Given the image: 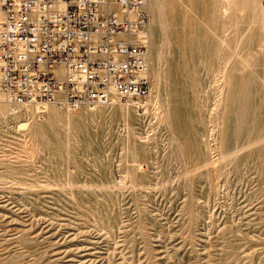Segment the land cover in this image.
Masks as SVG:
<instances>
[{
  "label": "rangeland",
  "instance_id": "374dc122",
  "mask_svg": "<svg viewBox=\"0 0 264 264\" xmlns=\"http://www.w3.org/2000/svg\"><path fill=\"white\" fill-rule=\"evenodd\" d=\"M160 1L165 117L0 104V264H264L262 1Z\"/></svg>",
  "mask_w": 264,
  "mask_h": 264
},
{
  "label": "built area",
  "instance_id": "2783aa9c",
  "mask_svg": "<svg viewBox=\"0 0 264 264\" xmlns=\"http://www.w3.org/2000/svg\"><path fill=\"white\" fill-rule=\"evenodd\" d=\"M149 24L148 0H0V101L144 114Z\"/></svg>",
  "mask_w": 264,
  "mask_h": 264
},
{
  "label": "bare ground",
  "instance_id": "6f19581e",
  "mask_svg": "<svg viewBox=\"0 0 264 264\" xmlns=\"http://www.w3.org/2000/svg\"><path fill=\"white\" fill-rule=\"evenodd\" d=\"M222 2H223V9L222 8L221 9H222L223 14H226L230 10L231 7L236 6L235 0H222ZM250 3L252 4V2H250ZM261 3L262 4L259 5L260 7L258 8V15L259 16H257V17H260V24L258 27H260L262 33L264 34V3L263 2H261ZM242 4H243V2H242ZM240 5H241V3H239V6ZM149 6H150V9L152 12V21L150 19L151 27H150V34H149L150 35V43H152L151 48H150V61H151V72L153 73V75L155 76V79H156V83H155V93L156 94L154 95V100L152 101V103L148 102V101L146 102V108H145L144 114H142V115H146L148 113V106L150 105L153 116L154 117L159 116L160 118H162V117H165L166 116L165 114L167 113L163 110L161 100L159 97L161 94L160 91H161V85H162L161 84V79H162L161 61L163 59V57H162V44L163 43L161 44L159 36H160V32H162L161 29H163V27H164V21H163L164 6L160 0H150ZM233 9H235V8H233ZM238 9L239 8H237L236 10H238ZM252 9H253V7H252ZM239 11H240V9H239ZM240 12H242V11H240ZM157 23H159V24H157ZM243 35L244 34H242L240 36V39H238V42H240V40L243 38ZM234 54H236V49L234 51ZM226 72H227L226 68H223L220 71H218V73L215 74V76H214L213 82H214V86H215L217 94H218L217 98L215 100V104H214L215 105V108H214L215 113H218L219 108L223 104V99H224L223 95L225 93L224 89L228 83V78H227ZM115 101H116V99H115ZM1 103L9 104V102H6V101H0V104ZM51 104H54V103H51ZM123 105L118 106L116 109H113V110L109 109L105 113V116H107V117L111 116L113 118L123 119V121L129 120V116H130L129 115V113H130L129 109H133V108H129V106H126V105L123 106ZM24 106H28V105H24ZM149 110H150V108H149ZM11 112H13V111H11ZM1 113H3V112L0 111V114ZM54 114L58 115V113H54ZM167 116H168V114H167ZM220 126H221V121L218 120V117H217L215 126H212V128H211V130H212V132L210 134L211 138L209 139V146L211 147V149H213L215 151L214 154H216V155L219 154V153H216V152H218L219 146H220L216 135L218 134V130H220ZM37 127H38V129H40V131H44L43 126H37ZM52 127H54V126H52ZM226 156H227V154H226Z\"/></svg>",
  "mask_w": 264,
  "mask_h": 264
},
{
  "label": "crops",
  "instance_id": "0c3cea01",
  "mask_svg": "<svg viewBox=\"0 0 264 264\" xmlns=\"http://www.w3.org/2000/svg\"><path fill=\"white\" fill-rule=\"evenodd\" d=\"M149 1L148 0V9H149V12H150V17H151V10H150V7H149ZM149 27H150V24H149ZM170 79L173 81V83L175 82V80L177 79V74L173 73L170 75ZM175 87V86H174Z\"/></svg>",
  "mask_w": 264,
  "mask_h": 264
}]
</instances>
